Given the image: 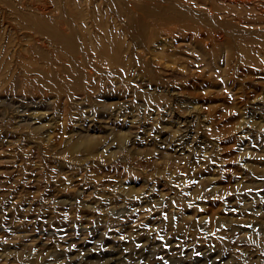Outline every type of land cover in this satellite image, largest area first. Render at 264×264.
I'll use <instances>...</instances> for the list:
<instances>
[{"label":"rangeland","instance_id":"obj_1","mask_svg":"<svg viewBox=\"0 0 264 264\" xmlns=\"http://www.w3.org/2000/svg\"><path fill=\"white\" fill-rule=\"evenodd\" d=\"M0 264H264V0H0Z\"/></svg>","mask_w":264,"mask_h":264},{"label":"bare ground","instance_id":"obj_2","mask_svg":"<svg viewBox=\"0 0 264 264\" xmlns=\"http://www.w3.org/2000/svg\"><path fill=\"white\" fill-rule=\"evenodd\" d=\"M37 7V6H36ZM40 7V6H39ZM35 8V7H34ZM43 11V10H42ZM39 12V11H38ZM44 12V11H43ZM38 20V19H37ZM33 21V20H32Z\"/></svg>","mask_w":264,"mask_h":264}]
</instances>
